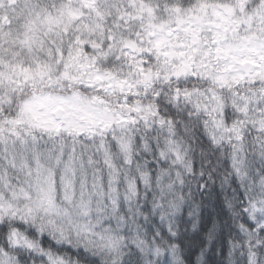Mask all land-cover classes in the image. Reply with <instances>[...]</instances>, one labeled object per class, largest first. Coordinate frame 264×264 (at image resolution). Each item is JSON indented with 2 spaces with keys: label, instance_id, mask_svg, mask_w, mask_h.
<instances>
[{
  "label": "snow or ice",
  "instance_id": "snow-or-ice-1",
  "mask_svg": "<svg viewBox=\"0 0 264 264\" xmlns=\"http://www.w3.org/2000/svg\"><path fill=\"white\" fill-rule=\"evenodd\" d=\"M0 264H264V0H0Z\"/></svg>",
  "mask_w": 264,
  "mask_h": 264
}]
</instances>
